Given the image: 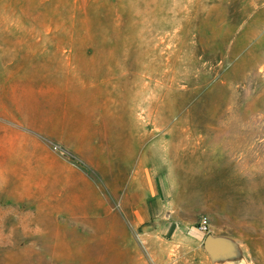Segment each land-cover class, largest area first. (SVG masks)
Here are the masks:
<instances>
[{"label": "rangeland", "instance_id": "1", "mask_svg": "<svg viewBox=\"0 0 264 264\" xmlns=\"http://www.w3.org/2000/svg\"><path fill=\"white\" fill-rule=\"evenodd\" d=\"M0 264H264V0H0Z\"/></svg>", "mask_w": 264, "mask_h": 264}, {"label": "water", "instance_id": "2", "mask_svg": "<svg viewBox=\"0 0 264 264\" xmlns=\"http://www.w3.org/2000/svg\"><path fill=\"white\" fill-rule=\"evenodd\" d=\"M202 247L211 260L232 259L239 254V250L232 240L210 234L203 239Z\"/></svg>", "mask_w": 264, "mask_h": 264}, {"label": "crops", "instance_id": "3", "mask_svg": "<svg viewBox=\"0 0 264 264\" xmlns=\"http://www.w3.org/2000/svg\"><path fill=\"white\" fill-rule=\"evenodd\" d=\"M136 189V188H135ZM148 189H157V187L155 186H152V184H150L149 185V187H148ZM152 198H151V201H150V203H149V208L151 209L152 207H154V206H156V207H158L159 206V201H158V199L156 198V196H155V194H154V192H152ZM169 214H170V212H167L166 214H165V216H169ZM173 226H175V222H173V221H171V222H169L168 223V227H169V229H168V232H171V233H174L175 232V229H173Z\"/></svg>", "mask_w": 264, "mask_h": 264}, {"label": "built area", "instance_id": "4", "mask_svg": "<svg viewBox=\"0 0 264 264\" xmlns=\"http://www.w3.org/2000/svg\"><path fill=\"white\" fill-rule=\"evenodd\" d=\"M208 221L206 218H203L199 224L198 230L200 232H205L207 230Z\"/></svg>", "mask_w": 264, "mask_h": 264}]
</instances>
